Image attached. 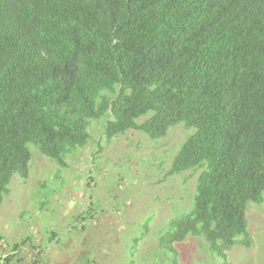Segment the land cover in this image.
Instances as JSON below:
<instances>
[{
    "label": "trees",
    "instance_id": "trees-1",
    "mask_svg": "<svg viewBox=\"0 0 264 264\" xmlns=\"http://www.w3.org/2000/svg\"><path fill=\"white\" fill-rule=\"evenodd\" d=\"M101 120L108 141L190 131L168 175L201 173L191 210L159 235L171 264L189 237L224 260L250 247L247 209L264 201V0H0V204L29 178L31 146L65 166Z\"/></svg>",
    "mask_w": 264,
    "mask_h": 264
},
{
    "label": "rangeland",
    "instance_id": "rangeland-1",
    "mask_svg": "<svg viewBox=\"0 0 264 264\" xmlns=\"http://www.w3.org/2000/svg\"><path fill=\"white\" fill-rule=\"evenodd\" d=\"M104 125L105 120L92 123L91 142L69 154L65 166L30 147L29 178L15 176L0 204L1 257L18 253L11 264H171L159 235L191 210L201 173L168 175L190 131L178 125L161 140L129 131L108 141ZM86 209L95 217L83 230L78 217ZM247 219L250 247L236 246L224 260L205 239L189 237L175 245L178 263L264 264V201L249 204Z\"/></svg>",
    "mask_w": 264,
    "mask_h": 264
}]
</instances>
